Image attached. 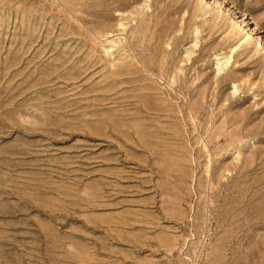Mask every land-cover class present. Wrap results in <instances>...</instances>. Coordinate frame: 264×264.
<instances>
[{
  "label": "rangeland",
  "instance_id": "374dc122",
  "mask_svg": "<svg viewBox=\"0 0 264 264\" xmlns=\"http://www.w3.org/2000/svg\"><path fill=\"white\" fill-rule=\"evenodd\" d=\"M0 264H264V0H0Z\"/></svg>",
  "mask_w": 264,
  "mask_h": 264
},
{
  "label": "bare ground",
  "instance_id": "6f19581e",
  "mask_svg": "<svg viewBox=\"0 0 264 264\" xmlns=\"http://www.w3.org/2000/svg\"><path fill=\"white\" fill-rule=\"evenodd\" d=\"M190 55V52H187V56Z\"/></svg>",
  "mask_w": 264,
  "mask_h": 264
}]
</instances>
